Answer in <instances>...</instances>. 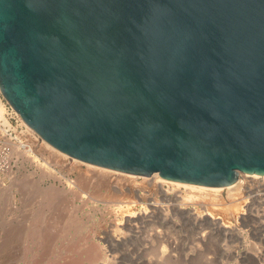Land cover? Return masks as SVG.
<instances>
[{
    "label": "water",
    "instance_id": "water-1",
    "mask_svg": "<svg viewBox=\"0 0 264 264\" xmlns=\"http://www.w3.org/2000/svg\"><path fill=\"white\" fill-rule=\"evenodd\" d=\"M0 89L91 164L222 187L264 174V0H0Z\"/></svg>",
    "mask_w": 264,
    "mask_h": 264
},
{
    "label": "rangeland",
    "instance_id": "rangeland-1",
    "mask_svg": "<svg viewBox=\"0 0 264 264\" xmlns=\"http://www.w3.org/2000/svg\"><path fill=\"white\" fill-rule=\"evenodd\" d=\"M0 95L6 111V119L12 127L19 130V123L23 118L5 99L2 92ZM6 128L1 124L0 132H8L9 129ZM43 142H39L37 149L35 147L36 156L34 154L31 158L36 162L20 157L18 167L12 171L0 173L2 180V182L0 180V264H63V262L89 264L93 256L96 257L95 261L97 260L98 264H101L100 262L102 264H142V259H138L136 252L148 256L149 251L158 249L171 250L173 255L178 253L176 257L172 255L170 259L166 258L159 264H242L243 251L253 252L261 248L264 253V230L260 231V228L264 226L262 180L256 179V183L248 174L241 173L238 178L240 186L238 185L236 189L231 188L229 192L233 195L229 196L230 193H226L228 200L231 203L234 200V203L231 204L225 199L227 204L224 201L222 208L218 204L219 208L215 204L218 203L221 194L219 195L214 189L226 186H205L212 188L208 189L209 193L200 190L195 194L190 191L188 185L181 184L180 188H173V185L166 182L163 188L167 195H164L156 185L153 187L154 185L150 184L151 178H154L153 174L151 176L136 175L104 167L114 172L115 176L117 175L116 180L119 179L122 185L137 182L139 185H136L142 187L143 194L140 199L136 195L130 196L132 193L130 194L127 190H123V193L112 192L106 186H97L94 179H91L95 181L92 182L93 184L84 183L82 172L91 167V163L67 155L70 157L68 158L63 152L55 147L49 148ZM73 163L76 164V168L70 166ZM91 165L95 166V164ZM97 167L103 168L98 165ZM131 176H134V181H131ZM109 179L115 180L114 177ZM30 180H34V186L30 189H22L20 184H17L23 185L24 181ZM235 183L233 184L236 185ZM145 190L152 196L145 195ZM239 190L243 192L240 194ZM221 193L224 198L226 194L224 191ZM231 196L238 199L236 198L235 201V198L232 199ZM152 200L160 204L158 210L155 209L154 212L149 205ZM195 200L199 202L202 200V202L197 204ZM203 203L210 204L207 207H217L214 209L221 224H211L207 221L203 223L204 225L198 224L191 215H186L178 209L179 205H183L202 210L205 206ZM143 209H146L147 213L151 210V215L144 217V214L139 213ZM131 214L143 217L139 218L141 220L136 219L131 222ZM67 216H70L69 219ZM73 219L75 222L72 221ZM126 220H130V223ZM67 222H72V226L69 225L68 231H65L62 226H65L63 224ZM60 227L63 229L62 233L59 232ZM159 230L163 236L161 238L163 242L154 239L153 234L158 233ZM47 231L50 232L47 233ZM205 231H208L211 237L207 239L206 244L197 246L198 236ZM49 233L50 236L47 239L45 236ZM114 236H119L120 242ZM146 239L148 241H145ZM169 241L174 243L171 248ZM136 247L140 250L137 251ZM189 252L192 254L187 255ZM249 262L254 264L253 260Z\"/></svg>",
    "mask_w": 264,
    "mask_h": 264
},
{
    "label": "bare ground",
    "instance_id": "bare-ground-1",
    "mask_svg": "<svg viewBox=\"0 0 264 264\" xmlns=\"http://www.w3.org/2000/svg\"><path fill=\"white\" fill-rule=\"evenodd\" d=\"M0 94H1V89H0ZM5 113H6V111H5V107H4V104H3V101H2V99H1V95H0V120H1V123H0V127H1V124L3 125V126H5V127H7L6 129L8 130V129H10V128H12V125H11V123L6 119V117H5ZM22 122V124L24 125V124H26V122L22 119L21 120ZM31 126L30 125H28V124H26V128H24L23 129V131H28V132H33V133H35L36 134V136H37V139H36V141H34L33 143H32V145H34L33 146V148H35L36 147V149H37V147H38V145H40L39 144V142L40 141H44L43 143L44 144H46V146H48L49 148L50 147H53V146H51V144H49L46 140H44L42 137L40 138V135L37 133V132H35V131H32L31 129H33V128H31ZM12 129H16V128H12ZM2 130H4L5 131V129L4 128H2ZM40 139H42V140H40ZM57 154V153H56ZM57 156V155H56ZM62 157V156H61ZM68 158H70V157H68ZM59 159V158H58ZM76 160V159H75ZM46 161V160H45ZM71 161V160H70ZM69 162V161H68ZM70 163V162H69ZM64 164H66V163H64ZM68 164V163H67ZM71 167H73V168H76L75 166H76V164H71L70 165ZM89 166V165H88ZM90 166L91 167H88L84 172H82V174H83V177H82V179L84 180V183L85 182H88V183H92L93 181H91V179L93 180H96V182H97V186L99 185V186H106V187H108V189L110 188V190L112 191V192H122L123 190H127L129 193L131 192L132 193V195H130V196H133V195H136V196H138L139 198L142 196V192H141V190H142V187H140V186H137L136 184H138L137 182L135 183H132V184H130V185H125V183H124V185H122L121 183H119V179L118 180H116V176H115V174H114V172H111V171H109L108 169H105L104 167L103 168H99V167H97V165H91L90 164ZM93 166V167H92ZM71 167H69V168H71ZM97 167V168H96ZM78 169V168H77ZM131 174V173H130ZM249 176H251V177H259V179L260 180H262L263 182L261 183V184H263L264 185V174L263 175H261V174H257V173H252V174H248ZM247 176V175H246ZM109 177H114V179L115 180H111V179H109ZM153 179L151 178V182H150V184L152 183V186L153 187H155V185L158 187V190H160V192L161 193H163L164 195H167L166 193V190L163 188V185L166 183V182H168L170 185H173V188L175 187V188H180L179 186L181 185V184H185V185H188L189 187V189H190V191H192V192H194L195 194H197V193H199V191L201 190V192H203V191H206V193H207V191H208V189H212V188H207V187H205V186H203V185H198V184H193V183H188V182H183V181H179V180H175V179H169V178H166V177H164V176H162V175H160L158 172H155L154 174H153ZM244 177V176H243ZM248 177V176H247ZM27 178V177H26ZM133 178H134V176H131V181H134L133 180ZM81 179V178H80ZM258 179V180H259ZM1 180V179H0ZM250 180V179H249ZM255 182H256V179H253ZM31 181V180H30ZM28 181V182H25L24 181V183H23V185H22V183H17V184H20V186L22 187V189H30V188H32L33 186H34V180L33 181ZM1 182H2V180H1ZM37 182V181H36ZM95 182V181H94ZM93 182V183H94ZM125 182V181H124ZM148 182V181H147ZM83 183V184H84ZM92 183V184H93ZM130 183V182H129ZM244 183V182H243ZM247 183V182H246ZM251 183V182H250ZM253 183V182H252ZM257 183V182H256ZM255 183V184H256ZM82 184V183H81ZM96 184V183H95ZM149 184V183H148ZM236 185H232V186H230V187H224V188H215L214 190L216 191V192H218L219 193V195L221 194L222 195V191H224V193L226 194V193H228L230 190H231V188L232 189H234V187H235V189H236V187H239L240 186V180H238L237 181V183H235ZM249 184V183H248ZM139 185V184H138ZM239 185V186H238ZM245 185V184H244ZM247 185V184H246ZM243 188H244V186H243ZM189 189H187V190H189ZM251 189V188H250ZM99 190V189H98ZM148 190V189H147ZM126 191V192H127ZM214 191V192H215ZM240 191V190H239ZM231 192V191H230ZM229 192V193H230ZM241 192H243L242 190L240 191V194H241ZM23 193V192H22ZM123 193V192H122ZM130 193V194H131ZM144 193H145V195H148V196H150V193L149 192H146V190L144 191ZM208 193H209V191H208ZM235 194V193H234ZM238 194V193H237ZM236 194V195H237ZM219 196L220 198H219V201H218V203H216L215 205H217L218 206V204L219 205H221V208H222V202H224L225 201V203L227 204V202H229L230 200H228V198H227V195L228 194H226L225 196H224V198L222 197V196ZM230 195H233V193H230L229 194V196ZM243 195V194H242ZM4 196V195H3ZM7 195H6V193H5V197H6ZM12 196V195H11ZM144 196V195H143ZM152 196V195H151ZM150 196V197H151ZM135 197V196H134ZM137 197V198H138ZM145 197V196H144ZM241 197V196H240ZM245 197V196H244ZM248 197V196H247ZM142 198V197H141ZM140 198V199H141ZM231 198H232V196H231ZM231 198H229V199H231ZM233 198H235V201H236V198L238 199V197H233ZM232 198V199H233ZM121 199V198H120ZM130 199V198H129ZM151 199V198H150ZM194 199V198H193ZM218 199V198H217ZM217 199H216V201H217ZM227 200V202H226V200ZM231 199V200H232ZM26 200V199H25ZM149 200V199H148ZM241 200V199H240ZM33 201H34V199H33ZM32 201V202H33ZM121 201V200H120ZM124 201V200H123ZM132 201H134L133 199H132ZM136 201H137V199H136ZM135 201V202H136ZM215 201V202H216ZM220 201H221V203H220ZM234 201V200H233ZM232 201V203H234ZM129 202H130V200H129ZM195 202L197 203V204H201V202H202V200H201V202H199V201H196L195 200ZM194 202V203H195ZM214 202V201H213ZM214 202V203H215ZM229 203H231V201L229 202ZM231 203V204H232ZM236 204V203H235ZM234 204V205H235ZM149 205L151 206V208L153 209L152 211L154 212V211H156L155 209H157L158 210V207H159V203H157V202H155V200H152V201H150L149 202ZM205 204L203 203V206H204ZM210 205V204H209ZM209 205H205L204 206V208L202 209V210H198V209H196V208H193V207H186V206H183V205H179L178 206V209L180 210V211H182L183 213H185L186 215H191L192 217H193V219L195 220V222L196 223H198V224H202V225H204L205 223L204 222H210L211 224H213V223H218V224H221V222H219L220 220H219V218H218V216H217V212H216V210L214 209L215 207H213V208H211V206L210 207H207V206H209ZM219 208H220V206H218ZM238 207V206H237ZM209 208H211V209H209ZM217 208V207H216ZM239 208V207H238ZM33 210V209H32ZM235 210H236V208H235ZM220 211H221V209H220ZM229 211V210H228ZM139 212V211H138ZM139 213H141L144 217L146 216H150L151 214V210H150V212L148 211V213H147V210L146 209H143L142 210V212H139ZM242 214V213H241ZM29 216V215H28ZM143 216H138V215H136V214H131V218H130V220H131V222L132 221H134V220H136V219H139V218H141V217H143ZM234 216V215H233ZM63 217V216H62ZM65 217V216H64ZM68 217V216H67ZM70 217V216H69ZM69 217H68V219H69ZM130 217V216H129ZM28 218V217H27ZM59 218V217H58ZM150 219H151V217H149ZM61 219V218H60ZM154 219V218H153ZM23 220V219H22ZM66 220H67V218H66ZM75 219H73L72 221H74ZM130 220H126V221H130ZM139 220H141V219H139ZM152 220V219H151ZM68 221V220H67ZM75 222V221H74ZM127 222V223H128ZM63 223V222H62ZM61 223V224H62ZM130 223V222H129ZM204 223V224H203ZM131 224H133V223H131ZM207 224V223H206ZM52 225V224H51ZM63 225H65V226H62V228L64 227V229H65V231L67 230L68 231V228L70 227L69 225H71L72 226V222H67V223H65V224H63ZM60 226V225H59ZM73 226H74V223H73ZM76 226V225H75ZM227 227V226H226ZM228 228V227H227ZM54 229V228H53ZM19 230V229H18ZM57 230H59L58 228H57ZM61 230H63V229H61V227H60V231L59 232H61L62 233V231ZM261 230H264V226H262L261 228H260V231ZM56 231V230H55ZM158 231V230H157ZM48 232H50V231H47V233ZM264 232V231H263ZM42 233V232H41ZM64 233V232H63ZM46 235V234H45ZM44 235V236H45ZM62 235H64V234H62ZM154 235V239H156V240H158L159 242H163V240L161 239V238H163V236L161 235V231L159 230V232L158 233H155V234H153ZM50 236V233H49V235L48 236H45L47 239H49L48 237ZM109 236V235H108ZM255 236V235H254ZM45 237H43V238H45ZM209 237H211V236H209V232L208 231H205V232H202V233H200V235L198 236V240H197V246H201V244H206V242H207V239L209 238ZM256 237V236H255ZM57 238V237H56ZM113 238V237H112ZM114 238H116V240L117 241H119L120 242V238H119V236H114ZM54 239V238H53ZM64 239V238H63ZM150 239V238H149ZM45 240V239H44ZM73 240H75V239H73ZM150 240H153V238H151ZM155 240V241H156ZM162 240V241H161ZM46 241V240H45ZM55 241V240H54ZM108 241V240H107ZM145 241H148L147 239L145 240ZM52 242V241H51ZM126 242V241H125ZM152 242V241H151ZM92 243V242H91ZM146 243V242H145ZM172 241H169V244H170V248L173 246L172 245ZM85 244V243H84ZM83 244V245H84ZM133 244V243H132ZM174 244V243H173ZM134 245V244H133ZM153 245V244H152ZM156 245V244H155ZM172 245V246H171ZM75 246V245H74ZM137 246V245H136ZM5 247H7V246H5ZM133 247H135V246H133ZM128 248V247H127ZM132 248V247H131ZM131 248L129 249V250H131ZM137 248V247H136ZM141 248V247H140ZM170 248H168V249H170ZM43 249V248H42ZM126 249V248H125ZM134 249V248H133ZM139 248H137V251H139L138 250ZM122 250H124V249H122ZM128 250V251H129ZM159 250V251H158ZM158 250H155V251H153V252H148V256H147V254L145 255V254H141L140 252H136V254L138 253V259L139 258H141L142 259V264H159V262H161V261H163L164 259H166V258H171V256L173 255L170 251H165V250H160V249H158ZM173 250H175V249H173ZM262 249L260 248V249H256L255 251H250V250H245V251H243L242 253H241V261H242V264H250V260H253V262H254V264H264V253L261 251ZM77 251V250H76ZM136 251V250H135ZM21 253V252H20ZM174 253V252H173ZM176 253H177V251H176ZM22 254H24V253H22ZM58 254V253H57ZM88 254H91V253H88ZM92 254H93V252H92ZM96 254V253H95ZM127 254V253H126ZM135 254V255H136ZM178 254V253H177ZM177 254H175V255H177ZM186 254V253H185ZM192 254V252L190 253H187V255H191ZM69 255V254H68ZM76 255V254H75ZM131 255V254H130ZM132 255H133V253H132ZM131 255V256H132ZM175 255H173V256H175ZM19 256V255H18ZM88 256H90V255H88ZM170 256V257H169ZM61 257V256H60ZM87 257V256H86ZM108 257H109V255H108ZM133 257H134V255H133ZM132 257V258H133ZM176 257V256H175ZM175 257H173V258H175ZM191 257V256H190ZM4 258V257H3ZM55 258V257H54ZM59 258V257H58ZM90 258H92V256H90ZM99 258H101V257H99ZM98 258V259H99ZM240 258V257H239ZM1 259V258H0ZM95 259H96V257H94L93 256V258L90 260L91 262L89 263V264H98V262H97V260L95 261ZM135 259V258H134ZM140 259V260H141ZM15 260V259H14ZM76 261V260H75ZM81 261V260H80ZM115 262V261H114ZM75 263V262H74ZM101 264H102V262H100ZM141 263V262H140ZM2 264V263H1ZM4 264V263H3ZM17 264V263H16ZM62 264V263H61ZM63 264H66V263H64L63 262ZM103 264H105V263H103ZM124 264V263H123Z\"/></svg>",
    "mask_w": 264,
    "mask_h": 264
},
{
    "label": "built area",
    "instance_id": "built-area-1",
    "mask_svg": "<svg viewBox=\"0 0 264 264\" xmlns=\"http://www.w3.org/2000/svg\"><path fill=\"white\" fill-rule=\"evenodd\" d=\"M26 124L23 125L20 122L19 130L16 128V130L9 129V131L6 133L0 132V173L12 171L15 167H18L20 163V157H26L33 163L36 162V160L31 158L34 154L36 156L37 150L33 148L34 145H32V143L36 141L37 136L33 132L23 131V129L26 128ZM31 130L35 131L34 129ZM65 155L66 157L69 156H67V154ZM249 177L252 180L259 179V177Z\"/></svg>",
    "mask_w": 264,
    "mask_h": 264
}]
</instances>
